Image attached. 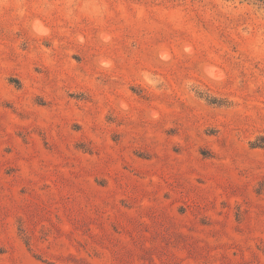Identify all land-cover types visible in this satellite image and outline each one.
Returning a JSON list of instances; mask_svg holds the SVG:
<instances>
[{
    "label": "rangeland",
    "instance_id": "374dc122",
    "mask_svg": "<svg viewBox=\"0 0 264 264\" xmlns=\"http://www.w3.org/2000/svg\"><path fill=\"white\" fill-rule=\"evenodd\" d=\"M0 264H264V0H0Z\"/></svg>",
    "mask_w": 264,
    "mask_h": 264
}]
</instances>
